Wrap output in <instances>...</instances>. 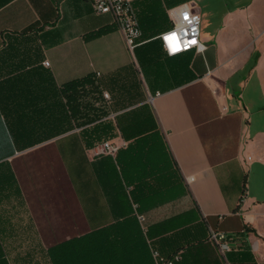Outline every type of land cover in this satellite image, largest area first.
Instances as JSON below:
<instances>
[{
    "label": "crops",
    "instance_id": "crops-1",
    "mask_svg": "<svg viewBox=\"0 0 264 264\" xmlns=\"http://www.w3.org/2000/svg\"><path fill=\"white\" fill-rule=\"evenodd\" d=\"M183 3L201 15L204 49L169 56L159 34ZM132 4L130 51L89 0H0V264H57L113 225L125 264H155L153 250L173 264H264V0ZM87 77L111 98L99 120L63 87ZM102 139L125 144L92 157ZM210 230L233 235L230 249Z\"/></svg>",
    "mask_w": 264,
    "mask_h": 264
},
{
    "label": "built area",
    "instance_id": "built-area-1",
    "mask_svg": "<svg viewBox=\"0 0 264 264\" xmlns=\"http://www.w3.org/2000/svg\"><path fill=\"white\" fill-rule=\"evenodd\" d=\"M89 1L95 12L111 15L114 25L124 33L127 48L131 51L137 44V39L141 33L132 4L133 0ZM168 13L172 21V26L159 34L162 47L166 54L173 56L190 50L202 51L204 45L200 39L201 15L195 10L194 6L189 3H183L170 8ZM170 37H175V39L170 40ZM173 48L177 50L173 51ZM44 64L49 65L46 60ZM100 96L101 100H97L96 104L107 109L111 100L109 93L103 90ZM111 116L113 114L109 113L106 117ZM124 144V141L116 142L113 139H105L89 147L88 152L92 157L101 155L115 156L118 149ZM233 238V235L217 230H210L208 236V239L222 250L230 249ZM153 257L155 264H173L174 257H165L156 250H153Z\"/></svg>",
    "mask_w": 264,
    "mask_h": 264
},
{
    "label": "trees",
    "instance_id": "trees-1",
    "mask_svg": "<svg viewBox=\"0 0 264 264\" xmlns=\"http://www.w3.org/2000/svg\"><path fill=\"white\" fill-rule=\"evenodd\" d=\"M102 31L104 29L90 33L89 37L95 36ZM86 85L90 86L89 90L86 89ZM63 87L73 95V105L79 109V114L86 117L88 121L99 120L105 115V108L102 106H95L91 101H86L83 104L78 101L84 95L83 93L92 94L94 99H98V89L90 77L71 80L64 84ZM102 140H98L95 143ZM110 229L111 236L109 240H104V242L99 244L97 233H93L82 245H77L59 256L57 264H125V261L129 259L130 247L120 236L123 230L118 225H113Z\"/></svg>",
    "mask_w": 264,
    "mask_h": 264
},
{
    "label": "snow or ice",
    "instance_id": "snow-or-ice-1",
    "mask_svg": "<svg viewBox=\"0 0 264 264\" xmlns=\"http://www.w3.org/2000/svg\"><path fill=\"white\" fill-rule=\"evenodd\" d=\"M169 39H170V40H174L175 37H170ZM193 43H194V41H193ZM175 50H177V49H176V48H173V51H175Z\"/></svg>",
    "mask_w": 264,
    "mask_h": 264
}]
</instances>
